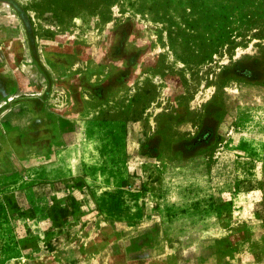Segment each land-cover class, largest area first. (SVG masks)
<instances>
[{
	"label": "rangeland",
	"instance_id": "1",
	"mask_svg": "<svg viewBox=\"0 0 264 264\" xmlns=\"http://www.w3.org/2000/svg\"><path fill=\"white\" fill-rule=\"evenodd\" d=\"M0 264H264V0H0Z\"/></svg>",
	"mask_w": 264,
	"mask_h": 264
}]
</instances>
